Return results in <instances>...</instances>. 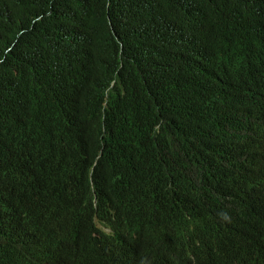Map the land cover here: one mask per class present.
Segmentation results:
<instances>
[{
  "label": "trees",
  "instance_id": "trees-1",
  "mask_svg": "<svg viewBox=\"0 0 264 264\" xmlns=\"http://www.w3.org/2000/svg\"><path fill=\"white\" fill-rule=\"evenodd\" d=\"M150 196L264 264V0H0V254L30 241L18 200L70 244L95 197Z\"/></svg>",
  "mask_w": 264,
  "mask_h": 264
},
{
  "label": "clouds",
  "instance_id": "clouds-1",
  "mask_svg": "<svg viewBox=\"0 0 264 264\" xmlns=\"http://www.w3.org/2000/svg\"><path fill=\"white\" fill-rule=\"evenodd\" d=\"M43 154H53V150ZM102 195L106 197L105 193ZM147 198L154 202L152 217L137 205L126 214L124 207L113 211L112 198L100 197H95L82 215L67 213L71 222L78 225L75 240L70 244H63L58 236L62 224L50 215L57 206L26 205L18 200L16 206L21 220H30V241L21 255L0 254V263L24 255L32 264H233L229 248L239 238L236 227L220 226L217 215L209 219L204 215L181 219L162 208L154 196ZM51 218L54 235L38 226V222ZM19 227L13 229L4 224L3 232L11 236ZM56 252L60 253L51 258ZM241 255L243 264H258L249 255Z\"/></svg>",
  "mask_w": 264,
  "mask_h": 264
},
{
  "label": "bare ground",
  "instance_id": "bare-ground-1",
  "mask_svg": "<svg viewBox=\"0 0 264 264\" xmlns=\"http://www.w3.org/2000/svg\"><path fill=\"white\" fill-rule=\"evenodd\" d=\"M63 244H66L65 242H63ZM60 252H56V253H52L51 254V258H53L56 254H59ZM62 253V252H61Z\"/></svg>",
  "mask_w": 264,
  "mask_h": 264
}]
</instances>
